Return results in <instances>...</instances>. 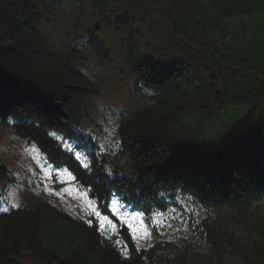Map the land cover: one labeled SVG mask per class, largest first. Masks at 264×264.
Masks as SVG:
<instances>
[{
    "label": "trees",
    "instance_id": "obj_1",
    "mask_svg": "<svg viewBox=\"0 0 264 264\" xmlns=\"http://www.w3.org/2000/svg\"><path fill=\"white\" fill-rule=\"evenodd\" d=\"M106 64L146 100L121 112L109 152L84 126ZM228 103L249 109L207 125ZM0 119L92 187L115 223L112 194L148 225L177 194L203 208L180 247L156 232L140 246L126 226L113 234L90 213L60 212L44 226L42 204L15 208L0 214V264H226L227 253L264 264V0H0ZM0 179L10 180L2 162Z\"/></svg>",
    "mask_w": 264,
    "mask_h": 264
},
{
    "label": "rangeland",
    "instance_id": "obj_2",
    "mask_svg": "<svg viewBox=\"0 0 264 264\" xmlns=\"http://www.w3.org/2000/svg\"><path fill=\"white\" fill-rule=\"evenodd\" d=\"M96 83L100 89L101 96L94 98V116L93 121L87 123L88 128L93 127V122L98 125H101L103 132V137L97 135L100 144L103 147L104 142L107 145H112L113 140V129L115 131V125L120 113L132 111L135 107L139 106L140 103H145L144 98L138 99L135 96L134 92L129 88L128 83L120 75L117 68L111 64L103 70L97 71ZM249 109V106L246 104H226L225 107L220 110L221 114L214 116L213 122L206 123L207 125L215 124V126H220L221 124H226L229 126L236 119L242 117ZM218 109H213V112L216 113ZM203 117L202 112H194L189 117L190 119L194 118L195 122L198 123L199 120ZM192 127H195L191 123ZM12 136H15L11 129L5 127L0 121V162L5 163L8 168V173L11 175L10 180L0 179V208H9L22 197V206L35 208L36 204H42L40 210L42 213L43 225L47 226L48 224L55 221V219H60L58 213L67 212V213H77L81 212L82 208L84 210H91L94 207V204L89 199L88 195L85 192L76 191H62L67 189L66 182L70 181L71 178L67 175L59 176V182L64 183L61 187V192H59L58 197L49 195L54 191V182L51 177V171L47 165L45 166L46 161L43 155L40 153L38 148L36 150L32 149L31 143H26L23 139H11ZM27 150V151H25ZM29 168L31 171H29ZM47 171L48 175H45ZM21 186L22 189L21 190ZM39 186L41 189V195L36 196L31 191L32 188ZM45 186L50 191H46L47 195L43 194L45 192ZM85 194L87 199L85 200ZM45 204V205H44ZM118 209L122 213V219L127 220L129 223H132V217L134 215H140L136 212L127 211L126 206L122 203L117 205ZM190 215V219L195 222L197 219V211L200 210L199 207L195 205H189L184 207ZM80 215L82 213H79ZM184 215H171L170 219L177 218L180 220V223L174 224L169 218L167 222H160L155 220V225H158V232L165 235L172 242H177L178 246H181V242L184 239H188L191 231L183 224ZM101 223L105 226V221L102 219ZM47 228V227H46ZM132 236L137 241L138 245L146 246L151 244L152 241V232L145 225L144 221L137 216L133 223L129 227ZM148 232V236H144V231ZM226 264H244L242 263L237 254L227 253L225 256ZM21 264H41L36 258L26 257L21 261Z\"/></svg>",
    "mask_w": 264,
    "mask_h": 264
},
{
    "label": "clouds",
    "instance_id": "obj_3",
    "mask_svg": "<svg viewBox=\"0 0 264 264\" xmlns=\"http://www.w3.org/2000/svg\"><path fill=\"white\" fill-rule=\"evenodd\" d=\"M81 72H83V74H84L85 76H89V75H90V74H89L87 71H85L84 69H81ZM8 123H9V125H12V124H14V123H17V121L14 120V119L12 118V116H9V117H8ZM50 135H55V134H54V133H50ZM11 139L15 140V139H18V137H16V136H12ZM56 139H59V137H56ZM32 149H33V150H36V146H35V144L32 145ZM25 151H27V150H25ZM101 151H103V148H101ZM77 159L80 160V155H79V154H77ZM85 159H87V158L85 157ZM80 162H81V164H83V167L86 168V169H88V170H89V173H91V171H92V169H91V167H90V163H91V162L89 161L88 163H85L84 160H80ZM48 167L51 168V165H49ZM29 171H31L30 168H29ZM64 171L66 172L67 169H65ZM105 173H106V175L108 176L109 180H113V179L116 178V176L113 174L111 168H106V169H105ZM45 175H48L47 171H45ZM21 190H23V189H22V186H21ZM44 190H45V191H50L49 189H47V186H45V189H44ZM31 191H32L33 194L36 195V196H40V195H41V189L39 188V186H37L36 188H32ZM62 191H66V189H63ZM57 195H59V193H57ZM161 195H163V193H161ZM92 203H94V201H93ZM13 207H14V208H20V207H22V197H20V198H19V199L13 204ZM9 211H10L9 208H0V212H2V213H7V212H9ZM74 218H75V217H74ZM89 223H90V222H89ZM124 253H127V254H124ZM123 256H124V258H128L129 254H128L127 250H125V251L123 252Z\"/></svg>",
    "mask_w": 264,
    "mask_h": 264
},
{
    "label": "snow or ice",
    "instance_id": "obj_4",
    "mask_svg": "<svg viewBox=\"0 0 264 264\" xmlns=\"http://www.w3.org/2000/svg\"><path fill=\"white\" fill-rule=\"evenodd\" d=\"M66 191H69V190L66 189ZM84 198H85V200L87 199L86 194H85V197H84ZM93 211H95V209H93ZM97 215H99V213H97ZM103 220H104V221H108V217H106V216L103 217ZM143 234H144V236H148V232H147L146 230L144 231ZM124 254H127V253H124Z\"/></svg>",
    "mask_w": 264,
    "mask_h": 264
}]
</instances>
